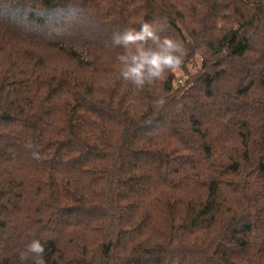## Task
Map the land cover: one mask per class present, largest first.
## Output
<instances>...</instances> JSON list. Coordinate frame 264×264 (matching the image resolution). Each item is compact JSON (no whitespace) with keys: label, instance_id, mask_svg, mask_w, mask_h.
<instances>
[{"label":"trees","instance_id":"obj_1","mask_svg":"<svg viewBox=\"0 0 264 264\" xmlns=\"http://www.w3.org/2000/svg\"><path fill=\"white\" fill-rule=\"evenodd\" d=\"M144 21L189 53L137 90L105 41ZM33 239L46 264H264V0H0V264Z\"/></svg>","mask_w":264,"mask_h":264},{"label":"clouds","instance_id":"obj_2","mask_svg":"<svg viewBox=\"0 0 264 264\" xmlns=\"http://www.w3.org/2000/svg\"><path fill=\"white\" fill-rule=\"evenodd\" d=\"M166 25L160 22H141L139 28L128 27L122 31H114L106 46L118 48L115 59L120 67V78L132 84L137 90L145 85L162 82L171 72L178 71L189 53L183 40L174 35H161ZM167 102L165 97L154 101L157 108ZM178 107H180L178 105ZM30 147V145H29ZM39 159V153L33 152ZM21 264L31 260L32 264H46L45 245L33 239L18 253Z\"/></svg>","mask_w":264,"mask_h":264},{"label":"rangeland","instance_id":"obj_3","mask_svg":"<svg viewBox=\"0 0 264 264\" xmlns=\"http://www.w3.org/2000/svg\"><path fill=\"white\" fill-rule=\"evenodd\" d=\"M201 63H202V58L197 57L196 63L190 64L189 65V71L193 74L197 73L201 69ZM179 77L181 78L183 76V73L178 70Z\"/></svg>","mask_w":264,"mask_h":264}]
</instances>
